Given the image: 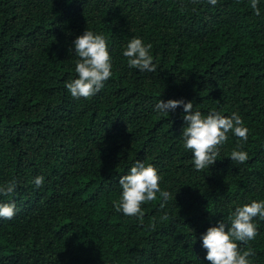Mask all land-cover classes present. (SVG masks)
Listing matches in <instances>:
<instances>
[{"label":"trees","instance_id":"1","mask_svg":"<svg viewBox=\"0 0 264 264\" xmlns=\"http://www.w3.org/2000/svg\"><path fill=\"white\" fill-rule=\"evenodd\" d=\"M0 0V184L15 180L16 214L0 218V264H209L200 234L264 199V0ZM91 28L107 37L112 76L90 97L65 87ZM151 43L153 72L129 67V39ZM237 112L247 140L228 133L209 168L183 145V107ZM248 152L232 161L234 148ZM162 179L142 215L117 211L119 177L137 160ZM43 175L37 188L34 177ZM163 192H168L167 197ZM252 264H264L255 217Z\"/></svg>","mask_w":264,"mask_h":264},{"label":"clouds","instance_id":"2","mask_svg":"<svg viewBox=\"0 0 264 264\" xmlns=\"http://www.w3.org/2000/svg\"><path fill=\"white\" fill-rule=\"evenodd\" d=\"M215 4L217 0H209ZM259 0H251V8L259 14ZM151 43H145L142 37L134 36L129 39L123 49V56L127 57L129 67L142 72H153L158 65L151 53ZM77 56L74 78L66 81L65 87L73 97H90L99 92L105 81L112 76V57L110 55L107 37L91 28H85L78 34L69 48ZM183 107V120L186 124L182 128L183 145L193 153V165L197 170L204 169L215 163L219 154V146L228 139V133L241 138V143L247 140L248 128L242 117L235 111L224 115L219 111L202 113L194 108L192 100L184 98H159L154 104L158 112H170L177 106ZM232 161L245 162L248 152L241 147L234 148L229 156ZM162 179L157 167L143 160L137 159L126 174L119 177L121 192L118 200L113 202L117 211L125 215H142L141 205L145 201L156 198L161 191L159 181ZM45 177H34V185L39 188ZM15 180L0 184V195H9L15 191ZM164 197L168 192L162 193ZM17 211L14 200H0V218L11 219ZM255 217L264 218V199H252L250 202L237 205L231 212L226 224L223 220L210 225L200 234L202 247L206 249L204 259L209 264H252L250 257L253 249H242L238 242L254 239L258 232Z\"/></svg>","mask_w":264,"mask_h":264}]
</instances>
